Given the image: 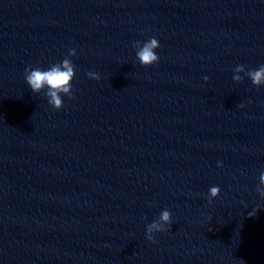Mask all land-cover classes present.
<instances>
[{
	"label": "clouds",
	"instance_id": "1",
	"mask_svg": "<svg viewBox=\"0 0 264 264\" xmlns=\"http://www.w3.org/2000/svg\"><path fill=\"white\" fill-rule=\"evenodd\" d=\"M136 48V57L140 64L148 67L158 63L160 57L155 49L160 47L159 41L155 38H149L146 42H135L133 45ZM75 49H69L68 56L65 57L60 63L52 64L47 70H43L39 66H29L25 69L24 78L33 93H40L46 89L45 95L48 98V103L56 110L64 107V100L62 96L72 97V81L75 77V65L71 57L76 56ZM233 80L241 82L244 77L239 73H244L250 78L252 84L256 87L264 85V64L260 65L257 69H249L246 71L244 65H237L234 69ZM88 77L94 80H99L100 75L96 72H88ZM209 77L205 76L204 80L207 81ZM239 107H244L240 104ZM257 192L261 197H264V172L259 176V185ZM220 188L213 186L209 190L208 202L211 203L214 198L219 196ZM256 210L249 213V216L255 215ZM172 224V214L169 210H163L159 218L147 225L146 239L155 242L154 233L167 232Z\"/></svg>",
	"mask_w": 264,
	"mask_h": 264
}]
</instances>
